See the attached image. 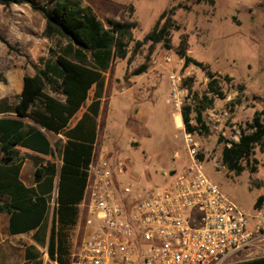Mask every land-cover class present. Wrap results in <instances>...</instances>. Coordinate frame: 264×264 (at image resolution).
<instances>
[{
	"label": "rangeland",
	"instance_id": "1",
	"mask_svg": "<svg viewBox=\"0 0 264 264\" xmlns=\"http://www.w3.org/2000/svg\"><path fill=\"white\" fill-rule=\"evenodd\" d=\"M35 1L51 6L50 0ZM82 1L94 9L106 27L110 20L125 19L137 24L127 57L117 59L106 73L99 116L101 134L96 152L113 163L125 162L122 173L117 175L122 189L146 194L164 187L193 163L181 110L194 103L195 96L200 99L205 94L207 73L211 72L226 98L215 100L212 107L204 110L211 133L193 134L199 144L196 162L236 204L252 213L258 197L264 196V152L256 148L247 169L236 176L222 164V150L226 144L239 140L241 130L250 133L248 125L255 113L264 110V0ZM166 16L174 22L167 36L168 47L165 41L149 39L162 28ZM43 23L42 15L28 5H0V74L4 78L0 81V98H7L10 103L18 95L12 90L22 83L24 76L41 68V61L49 56L52 41L42 37ZM182 47L186 48L185 54ZM43 51L45 55L40 61L33 58ZM184 55L203 63L206 69L193 64L184 68ZM139 70L143 71L138 73ZM172 75L180 79L177 99L170 98ZM190 78L191 93L184 85ZM240 86L244 88L242 93ZM239 97L241 103L231 111L230 103ZM177 117L181 118L180 126ZM23 157L31 163L23 178L30 177L32 182L34 160L42 165L48 160L58 161L57 156L26 151ZM252 167L257 170L252 171ZM53 197L49 225L56 194ZM82 234L80 224L71 230V250ZM21 242L28 243V236ZM258 257H264V242L232 262ZM24 258L22 249L20 264H27L23 263ZM43 258L49 261L46 253Z\"/></svg>",
	"mask_w": 264,
	"mask_h": 264
},
{
	"label": "trees",
	"instance_id": "2",
	"mask_svg": "<svg viewBox=\"0 0 264 264\" xmlns=\"http://www.w3.org/2000/svg\"><path fill=\"white\" fill-rule=\"evenodd\" d=\"M196 1L210 3L213 0ZM50 2L48 8L35 0H0V5L6 8L28 5L40 13L45 21L42 36L52 41L48 58L41 61L42 67L35 69L34 76L24 77L22 91L15 96V101L10 103L7 98L0 99V114L11 115L0 117V213L10 215L11 235H31V239L44 250L41 252L33 245L27 247V262L45 264L43 254L47 253L49 261L46 264H70V233L77 225L88 185L106 73L117 59L127 57L137 24L125 19L110 20L109 27H106L94 9L82 0ZM173 27L172 17L166 16L162 28L149 39L165 41L168 47L167 36ZM181 50L185 54L186 48ZM184 61V68L193 64L206 69L203 63L190 57L185 56ZM207 75L209 82L205 94L200 99L195 96L194 103L181 110L185 131L200 136L211 133L204 110L212 107L215 100L226 98L217 78L211 72ZM3 80L0 74V81ZM192 81L190 78L184 82L190 93ZM243 90L240 86L241 93ZM91 92V102L86 111L70 128L71 120L85 106ZM241 101L240 97L232 101L231 111ZM248 129L250 133L241 130L239 140L226 144L222 150V164L236 176L247 169L256 148L264 152V110L255 113ZM49 132L62 134L67 139L63 146L56 144L62 165L58 168L54 160L43 165L34 160L35 186L27 187L20 178L23 166L20 149L55 158L56 150L48 138ZM251 169L257 170L255 167ZM263 201L264 196H259L255 207L261 206ZM230 264H264V257Z\"/></svg>",
	"mask_w": 264,
	"mask_h": 264
},
{
	"label": "built area",
	"instance_id": "3",
	"mask_svg": "<svg viewBox=\"0 0 264 264\" xmlns=\"http://www.w3.org/2000/svg\"><path fill=\"white\" fill-rule=\"evenodd\" d=\"M170 79L177 99L180 79ZM186 145L193 163L146 194L122 189L124 161L96 164L70 264H230L263 244L264 201L243 210L196 162L193 134Z\"/></svg>",
	"mask_w": 264,
	"mask_h": 264
},
{
	"label": "crops",
	"instance_id": "4",
	"mask_svg": "<svg viewBox=\"0 0 264 264\" xmlns=\"http://www.w3.org/2000/svg\"><path fill=\"white\" fill-rule=\"evenodd\" d=\"M44 25H45V21L43 23V29H44ZM43 29H42V32H43ZM41 46H44V45H41ZM44 55H45V51H43L40 54V56H37V57L33 56V58H36L35 60L40 61ZM34 75H35V73H29L28 74V76H34ZM24 77H23V79H24ZM23 79H22V83L20 85H18V87L16 89H13L12 91L16 92L17 94L21 93L22 88H23ZM49 94L54 96V94L52 92H49ZM92 94H93V92H91V97L88 100L90 102H91ZM0 99H4V98H0ZM60 99L63 100L62 97H60ZM87 102H86L85 106L71 120L70 125H69L70 128L74 127L77 124V122L81 119L83 113L86 111L87 106L90 104L89 103L87 105ZM10 116L11 115L2 114L0 117H10ZM99 116H100V114H99ZM178 120L181 122V118L179 119L177 117V123H178V125L179 124L181 125L182 122L179 123ZM100 134H101V132H100V126H99V117H98L97 137H96V143H95V148H94L93 161H92V164H91L90 170H89L88 184H90L93 180V173H92L93 168L95 166H97L96 164H98V162H100L101 160L106 158V156H104V155H97V152H96L98 144H99V140H100ZM47 135H48V138L50 139V141L52 142V144L55 146V150H56L55 153H56V156L58 157V149L56 148V144L59 143L61 146H63L66 143L67 139L62 134H56L53 132H49V133H47ZM20 150H21V156H22V160H23V166H22L20 178H21L22 182L27 187L35 186L34 182H32V179L30 177H29L30 179L28 177L26 179L23 178L24 170L27 168V166L31 165L30 160L28 158L23 157V152L26 151L28 153H33V154H38V153L24 149V148H21ZM44 156H46V155H44ZM1 157H2V152L0 151V158ZM56 163L58 165V168H60L62 165V161L59 160V158H58V161ZM28 171L30 172L31 169H29ZM56 182H58V178L56 179ZM87 195H88V189L86 188L84 200L82 201V203L80 205V213H79V217H78L77 226H78L79 221L81 220V218L83 216V207L82 206H83V203H85ZM0 204H2L1 200H0ZM9 219H10L9 214L4 213V212L0 213V264H20L22 249H24L26 252V248L31 246V245H33L37 249H42V248H40L36 244V242L31 239V235H27V234L11 235L9 232ZM26 236H28L29 242L22 244L21 241H22V239L26 238ZM47 261L48 260L44 259L45 264L47 263ZM23 263L31 264L30 262H27L25 260V258H24Z\"/></svg>",
	"mask_w": 264,
	"mask_h": 264
},
{
	"label": "bare ground",
	"instance_id": "5",
	"mask_svg": "<svg viewBox=\"0 0 264 264\" xmlns=\"http://www.w3.org/2000/svg\"><path fill=\"white\" fill-rule=\"evenodd\" d=\"M179 121V120H178ZM179 123H181L180 121H179ZM180 125V124H179Z\"/></svg>",
	"mask_w": 264,
	"mask_h": 264
}]
</instances>
